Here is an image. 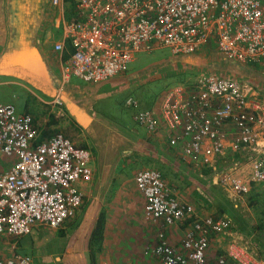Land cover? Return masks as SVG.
Returning a JSON list of instances; mask_svg holds the SVG:
<instances>
[{
    "label": "built area",
    "instance_id": "1",
    "mask_svg": "<svg viewBox=\"0 0 264 264\" xmlns=\"http://www.w3.org/2000/svg\"><path fill=\"white\" fill-rule=\"evenodd\" d=\"M65 3L51 1L59 9ZM62 13L55 50L67 54L63 83L106 82L126 74L137 53L163 49L179 57L212 47L230 61L264 69V0H74V15ZM133 119L150 134L164 129L184 163L215 170L213 186L237 208L264 183V94L241 78L197 73ZM91 157L62 134L43 139L32 116L0 103V264H31L19 240L58 230L76 214L83 203L78 184L93 177ZM134 181L147 219L187 224L180 248L158 230L148 252L162 264H264L232 220L198 216L159 171H140ZM216 239L227 248L211 259Z\"/></svg>",
    "mask_w": 264,
    "mask_h": 264
},
{
    "label": "crops",
    "instance_id": "2",
    "mask_svg": "<svg viewBox=\"0 0 264 264\" xmlns=\"http://www.w3.org/2000/svg\"><path fill=\"white\" fill-rule=\"evenodd\" d=\"M51 1L0 0V88L17 87L39 102L40 111H30L28 100L23 101V108H17L13 100L5 103L14 105L21 114L32 116L34 126L47 127L55 134L67 132V138L74 143L82 141L81 146L74 145L93 152L90 163L93 177L89 183L78 184L83 203L62 228L35 230L19 240L31 264H162L148 252L157 243L158 230L165 232L172 246L180 248L187 224L167 226L163 221L147 219L145 198L134 181L136 174L146 169L159 171L168 188L182 203L193 206L198 216L228 218L241 237L250 242L255 240L244 216L230 217L225 210H218L215 198L221 192L212 184L215 170L184 163L169 146L164 129L150 134L133 119L137 112L155 107L161 96L169 88L181 85L184 78L192 81L197 72L185 73L179 66H198L199 58L206 54L187 56L185 62L171 57L173 65L162 66L164 71L159 67L163 72L171 66V70L184 73L181 74L184 78L174 84L164 83L169 74L162 76L166 80L159 94L150 90L145 80V75L157 72L150 69L131 76L126 73L97 85L63 83L62 66L67 54L55 50L60 39L56 28L61 9L53 7ZM51 18L57 20L52 26ZM210 50L215 51L212 47ZM225 59L219 54L210 65L212 70L241 78L264 94V69ZM223 61L228 67L221 70L218 65ZM127 91L139 92V97H127L121 104L127 114H118L119 118L113 119L97 109L100 102ZM12 98L20 99L16 93ZM129 100L138 105L129 107ZM46 133L50 137L55 135ZM101 217L104 227L99 236L94 232ZM255 241L259 245L258 239ZM225 245L220 239L213 240L211 259L224 254ZM259 252L264 263V250Z\"/></svg>",
    "mask_w": 264,
    "mask_h": 264
},
{
    "label": "rangeland",
    "instance_id": "3",
    "mask_svg": "<svg viewBox=\"0 0 264 264\" xmlns=\"http://www.w3.org/2000/svg\"><path fill=\"white\" fill-rule=\"evenodd\" d=\"M71 4H67L65 3L64 6L61 8H64L63 11H65V15L67 14L68 10L70 9ZM62 11V12H63ZM58 14V12H56ZM60 18L62 19V14H60ZM60 18H57V20H59ZM60 19V20H61ZM56 19L53 20V18H51L49 20V23L51 24V26L53 25L52 23H56L57 21ZM50 29H53L52 27H50ZM53 31V30H52ZM51 35L53 37V32H51ZM169 51L167 49H163V50H158L155 51L153 53H137L135 55V59L134 61L130 64L129 70L127 71L128 76L132 75L135 72H146V70H149L151 67H153L154 64H157L159 62H162L165 58L170 59L171 57L169 56ZM212 51V50H207V52H205V57L203 55H201V57L199 58L200 64H197L198 66L193 67L190 65H180L179 69H182L185 71V73L188 72H197V73H202L204 71H212V72H220V73H224L221 71H215L212 70V68L210 67V65L214 64V62L217 60L218 58V53ZM218 54V55H217ZM166 65V64H164ZM204 66V67H203ZM209 66V67H207ZM161 67V66H159ZM171 66L166 68V72L163 71H159V69L157 70L156 68L153 69V71H157L155 74H147L145 75L146 77V81L147 83H149V89L152 91H155L156 94H159L160 92H162V86L163 81L166 79V77H162V76H167L169 74V77L167 78L168 81H165L164 83H171L174 84L177 81H181V78H184L181 74L184 73H179L180 70L179 69H173L171 70L170 68ZM206 67V68H205ZM179 70V71H178ZM160 76L162 77L160 79ZM144 77V78H145ZM190 78H184V83L186 82V80L188 81ZM72 82L74 83H79L84 85V83L76 78L73 77L72 78ZM146 83V84H147ZM182 83V82H181ZM163 84V85H162ZM16 94H19L20 99L14 100L12 97ZM139 97V92H125L124 94H119L117 96H114L112 98H110L109 100H106L104 102H100V105L97 106V109H101L103 111H105V114L110 117V118H119L118 116L120 115H124L125 113L127 114V112L124 110V108L122 107L124 105V101L127 97ZM12 98V99H11ZM13 100L18 107L23 108V101L28 100V108L31 109L30 111H40L41 109V105L39 104V102L37 100H35L32 96H30L29 94L26 93V91H22L21 89L17 88V87H12V88H0V101L1 103L5 104L6 102H9ZM122 104V106H121ZM16 108V109H17ZM133 109V108H132ZM18 111V110H17ZM119 114V115H118ZM51 120V119H50ZM39 125H36L35 127H37ZM39 129V131L41 130V134L42 133H46V132H50V135L55 134V132L49 130L47 127H37ZM69 129V128H67ZM57 133V132H56ZM59 134H62L66 137H68L67 132H58ZM48 134V133H47ZM80 143L82 141H79ZM78 143H73L77 146H81ZM91 152V151H90ZM93 152H91V159H93ZM259 195V197H255V195ZM214 202V201H213ZM214 204V203H213ZM215 204H217L216 206H218L220 209L218 210H225V214H227V212L229 213L228 216L233 217L237 214L244 216V218H246L247 221V226L248 229L253 232V237H255V240L258 239L259 245H257L256 241L251 239L252 242L251 245L260 249L259 251H263L264 250V242H262L263 238H264V233L262 231L257 230L259 224H260V219H261V212L264 209V183L260 184L256 187H254L252 193L247 197L245 203H243V205H239L238 208L234 207L233 204L226 198H223L222 195H217V198H215ZM246 204V205H245ZM220 215L223 214L222 212L219 213ZM250 224V225H249ZM262 232V233H261ZM260 238V239H259ZM261 244V245H260ZM258 251V252H259ZM260 253V252H259ZM263 255V254H262Z\"/></svg>",
    "mask_w": 264,
    "mask_h": 264
},
{
    "label": "trees",
    "instance_id": "4",
    "mask_svg": "<svg viewBox=\"0 0 264 264\" xmlns=\"http://www.w3.org/2000/svg\"><path fill=\"white\" fill-rule=\"evenodd\" d=\"M65 2H66L67 4H71V7H70V9L68 10V12H67V14H66V16H68L69 18H71V17L74 15V0H65ZM186 57H187V56H180V57H176V58H180L181 61H184V60L187 59ZM197 57H198V56H197ZM175 60H177V59H175ZM172 61L175 62L174 59H172V58H170V59L165 58L162 62H159V63H157V64H154L153 67L150 68V70H153V69H155V68L157 69V68H159V66L162 67V66H164V64H166V66H168V65H173V62H172ZM177 61H178V60H177ZM225 61H226V59H225ZM225 61H223V63H221V64L218 65L219 69L221 68V70H224L226 67H228V66H227V63H226ZM184 62H185V61H184ZM235 64H236V63H235ZM237 65H238V64H237ZM162 68H164V67H162ZM160 69H161V68H160ZM42 137H43V139L50 138V136L47 135V133H45V132L42 134ZM255 197H259V195L257 194V195H255ZM261 216H262V217H261V219H260V224H259L257 230L262 231V232L264 233V209H263V211L261 212ZM103 227H104V218L101 217L100 220H99V222H98V224H97V228H96L94 234L100 236V235L102 234ZM262 232H261V233H262ZM263 235H264V234H263ZM259 239H260V238H259ZM262 242H264V238H263Z\"/></svg>",
    "mask_w": 264,
    "mask_h": 264
}]
</instances>
